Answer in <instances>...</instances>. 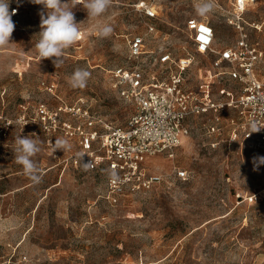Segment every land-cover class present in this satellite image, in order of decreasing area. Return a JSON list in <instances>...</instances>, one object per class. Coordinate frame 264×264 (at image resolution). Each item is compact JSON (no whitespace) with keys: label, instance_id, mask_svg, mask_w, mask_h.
<instances>
[{"label":"rangeland","instance_id":"rangeland-1","mask_svg":"<svg viewBox=\"0 0 264 264\" xmlns=\"http://www.w3.org/2000/svg\"><path fill=\"white\" fill-rule=\"evenodd\" d=\"M140 0H112L99 18H88L84 2H73L80 39L65 50L56 68L35 48L42 5L11 0V44L0 48V264H264V165L254 170L253 157L264 156L248 143L229 145L227 134L208 132L207 118L190 121L192 131L175 150L150 162L165 183L147 193L108 196L105 175L76 168L70 151L54 154L47 143L60 136L42 132L36 120L39 102L51 107L83 100L114 125H125L134 107L109 84V71L125 64L127 39L145 32L136 5ZM149 1V0H146ZM205 16L200 0H165L158 28L174 53L192 51L185 27L190 17L208 18L216 29V46L238 39L229 22L235 0H214ZM243 17L250 39L264 48V0H253ZM113 27L108 38L98 24ZM156 42L148 37L147 48ZM210 56L196 55L194 71L210 70ZM91 73L87 86L73 89L75 69ZM35 133L40 152L33 157L42 182H33L14 159L15 137ZM188 170L187 180L174 170Z\"/></svg>","mask_w":264,"mask_h":264},{"label":"built area","instance_id":"built-area-1","mask_svg":"<svg viewBox=\"0 0 264 264\" xmlns=\"http://www.w3.org/2000/svg\"><path fill=\"white\" fill-rule=\"evenodd\" d=\"M164 1L138 2L145 32L129 35L125 64L109 71L111 89L134 107L125 125H114L83 100L55 107L39 102L35 108L42 132L71 143L66 159L72 166L83 168L77 155L85 153L83 162H92L86 171L105 175L108 196L147 193L163 185L165 176L150 158H175L195 118H207L208 132H226L229 145L264 148V48L250 39L248 27L259 26L243 17L253 0H235L229 11V22L238 33L233 45L216 46V29L209 19L190 17L185 27L193 50L183 47L180 53L161 42L159 4ZM12 9L19 14L18 6ZM148 37L156 42L153 49L147 48ZM197 54L211 57L210 70L194 71ZM253 122L261 130L250 134ZM113 170L118 182L109 175ZM174 175L189 178L181 167Z\"/></svg>","mask_w":264,"mask_h":264},{"label":"clouds","instance_id":"clouds-1","mask_svg":"<svg viewBox=\"0 0 264 264\" xmlns=\"http://www.w3.org/2000/svg\"><path fill=\"white\" fill-rule=\"evenodd\" d=\"M31 3L42 5L40 12V28L38 33L39 40L35 44L38 55L42 59H51L56 68L64 63L65 50L74 45L81 37V30L75 20L73 9L75 6L73 0H30ZM11 0H0V48L11 44L12 34L15 29V23L12 16L16 14V9L10 10ZM112 0H84V10L87 12L88 18H99L103 16ZM214 8V0H200L196 6V12L200 16H205ZM110 24L103 23L96 26V34L99 38L104 39L110 37L113 32ZM91 77V73L82 68H77L69 79V84L73 89L84 88ZM259 127L255 122L250 125V134L259 132ZM35 133L27 136L15 137L16 148L14 150L15 162L22 166L23 173L33 182L39 184L42 182V176L37 163L33 157L40 152V141ZM53 152L61 150L63 152L72 149L71 143L63 137H57L55 142L51 140L47 142ZM85 153H79L77 158L82 163L85 170L91 167L92 162H83ZM254 170L264 165V156L253 157ZM113 182L119 181L118 174L113 170L109 172Z\"/></svg>","mask_w":264,"mask_h":264}]
</instances>
